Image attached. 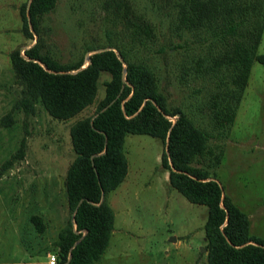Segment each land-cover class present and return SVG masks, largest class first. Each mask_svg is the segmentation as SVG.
Returning <instances> with one entry per match:
<instances>
[{
	"label": "rangeland",
	"instance_id": "1",
	"mask_svg": "<svg viewBox=\"0 0 264 264\" xmlns=\"http://www.w3.org/2000/svg\"><path fill=\"white\" fill-rule=\"evenodd\" d=\"M23 1L0 0V118L20 88L8 52L36 40L21 31L18 7ZM128 2L152 25L150 39H131L104 0H55L39 22L41 50L59 62H74L83 55L85 63L87 47L111 43L123 49L128 60L145 62L167 105H178L208 133L207 150L193 163L214 173L222 191L246 213L248 232L264 238V66L252 61L234 119L216 125L212 103L233 87L231 66L219 61L220 43L209 30L177 29L172 0ZM262 24L257 52H264V20ZM106 78L102 72L92 103L67 119L52 117L36 103L33 114L14 110L8 126L0 120V163L25 135L23 157L0 175V264H48L49 254H55L54 240L70 213L63 188L74 155L68 126L94 112ZM162 149L155 136L125 134L127 171L104 195L113 211L112 229L92 264H207L201 248L206 207L188 201L168 183L167 169L160 164ZM215 155L220 156L217 163ZM38 211L41 232L29 220Z\"/></svg>",
	"mask_w": 264,
	"mask_h": 264
},
{
	"label": "trees",
	"instance_id": "2",
	"mask_svg": "<svg viewBox=\"0 0 264 264\" xmlns=\"http://www.w3.org/2000/svg\"><path fill=\"white\" fill-rule=\"evenodd\" d=\"M54 4L55 0H29L27 8L26 1L18 7L23 35L32 39L35 33L37 37L28 46L8 52L20 88L0 120L8 126L14 110L33 114L36 103L54 118L72 117L92 103L100 74H108L94 112L68 126L74 155L66 167L63 188L70 213L54 240L55 264H92L104 251L113 223V211L104 195L126 174L123 143L128 132L159 138L163 143L160 164L167 169L168 183L188 201L205 205L207 264H264V238L248 232L246 213L222 191L214 173L193 163L207 150L208 133L178 105H167L145 62L128 60L123 49L111 43L103 46L114 49L90 52L83 67V55L74 62H59L41 50L39 22ZM262 4V0H172L175 27L209 30L223 48L219 61L231 66L233 87L212 103L211 117L216 125L234 119L252 61L264 66V52L256 51L264 20ZM104 7L127 27L131 39L153 36L152 25L131 9L128 0H104ZM24 148L22 135L15 150L0 163V175L23 157ZM219 158L215 155L214 162ZM29 220L36 231L43 230L39 214H31Z\"/></svg>",
	"mask_w": 264,
	"mask_h": 264
},
{
	"label": "water",
	"instance_id": "3",
	"mask_svg": "<svg viewBox=\"0 0 264 264\" xmlns=\"http://www.w3.org/2000/svg\"><path fill=\"white\" fill-rule=\"evenodd\" d=\"M28 3H29V0L26 1V8L28 7ZM33 35H34V37L36 38V34L33 33ZM106 48H112V49H114V48L111 47V46H101V47H96V48H92V49L87 50L86 53H85L86 62L83 63V64L81 65V67H83V66L88 62V59H87V58H88V55H89L90 52H94V51L102 50V49H106ZM118 58L123 62V64H125L124 61L122 60V58H121V56H120L119 54H118ZM121 79H122V81H124V70H122V73H121ZM201 248H202V249H205L204 246H201Z\"/></svg>",
	"mask_w": 264,
	"mask_h": 264
},
{
	"label": "built area",
	"instance_id": "4",
	"mask_svg": "<svg viewBox=\"0 0 264 264\" xmlns=\"http://www.w3.org/2000/svg\"><path fill=\"white\" fill-rule=\"evenodd\" d=\"M56 256L54 253L49 254L48 264H55Z\"/></svg>",
	"mask_w": 264,
	"mask_h": 264
},
{
	"label": "crops",
	"instance_id": "5",
	"mask_svg": "<svg viewBox=\"0 0 264 264\" xmlns=\"http://www.w3.org/2000/svg\"><path fill=\"white\" fill-rule=\"evenodd\" d=\"M53 184H54V183L52 182V184H51L52 187H53ZM51 197H52V196H51ZM53 199H54V198H53ZM47 203H53V204H55L54 201H53V202L49 201V202H47ZM39 213L41 214L40 211H38L36 214H39ZM40 214H39V215H40Z\"/></svg>",
	"mask_w": 264,
	"mask_h": 264
}]
</instances>
